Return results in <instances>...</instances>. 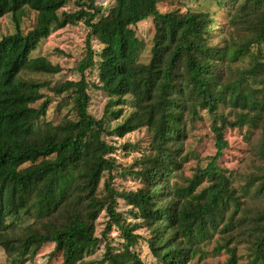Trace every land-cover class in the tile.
<instances>
[{"label":"trees","instance_id":"16d2710c","mask_svg":"<svg viewBox=\"0 0 264 264\" xmlns=\"http://www.w3.org/2000/svg\"><path fill=\"white\" fill-rule=\"evenodd\" d=\"M71 1L0 0V17L11 15L15 23L14 32L0 37V247L11 264H26L48 244L63 264H77L113 229L124 241L115 249L107 240L105 260L147 264L135 250L142 227L155 264H187L216 233L214 249L228 254L224 264H239L242 244L249 264H264V0H230L222 43L210 40L209 12H162L159 0H115L105 15L94 0H76L77 10L64 11ZM26 9L37 13L27 31L21 26ZM148 18L155 32L144 62L132 25ZM78 21L89 27L76 67L81 78L51 87L56 95L70 94L75 117L42 120L49 105L43 84L23 73L59 72L60 65L32 52L54 26ZM88 69L98 70L109 96L102 118L89 112ZM203 110L213 117L216 152L185 178L188 127ZM245 125L262 129L258 163L255 171H229L219 164L229 146L226 129ZM143 127L149 145L127 171L142 184L118 190L116 147L106 136ZM119 199L135 221L119 211ZM102 212L107 218L99 237ZM26 217L34 219L20 226Z\"/></svg>","mask_w":264,"mask_h":264},{"label":"rangeland","instance_id":"374dc122","mask_svg":"<svg viewBox=\"0 0 264 264\" xmlns=\"http://www.w3.org/2000/svg\"><path fill=\"white\" fill-rule=\"evenodd\" d=\"M91 0H81L80 2L90 3ZM95 4L102 8L100 15L108 13L109 9L114 6L115 0H94ZM231 2L230 0H159L158 7L160 11L167 12L172 10H187L209 12L212 21L210 23V40L212 43L223 42L225 38L222 28L228 26V16ZM79 8L76 0L69 2L64 8V11H75ZM37 13L26 9L21 16V26L27 31L36 22ZM139 39L143 41V47L140 52L139 60L148 62L151 56V47L154 36V23L152 18H148L142 22L132 25ZM15 31V23L11 15L0 17V37ZM89 32V27L84 21H78L75 24H67L63 27L54 26L51 32L44 37L37 48L32 52V56H44L53 64L61 66V70L55 74L24 72L23 76L26 79H35L43 84L42 91L44 99H49L48 109L42 120L59 122L64 117H75L73 108V99L68 93L56 95L51 87L64 82L66 80H79L81 75L76 71V67L80 60L85 56L87 47L86 39ZM96 50H100L102 45L94 39L92 41ZM264 53V45H263ZM264 61V54L262 56ZM86 77L90 82L88 92L90 95L89 112L96 118L105 116L106 110L109 108V96L100 88L98 80V70L88 69ZM41 100V101H42ZM40 101V102H41ZM119 105L113 106L118 108ZM130 106H126L124 113L128 114ZM228 112V108L225 109ZM231 117V115H229ZM111 120L110 124L114 125L121 121ZM213 117L205 110L202 111V118L192 121L189 125V137L186 141V152L188 160L184 165V177L189 178L193 174V169L197 164L206 165L209 157L216 152L214 134L211 126ZM262 129L256 126L244 127H229L226 129V137L229 141L228 148L224 151L223 156L219 160L221 167L231 170H237L241 173L255 171L254 166L258 163L255 155L258 148ZM108 142L116 147V151L112 153V157L116 159V167L113 171V184L118 190L136 189L142 182L127 171L134 165L135 160L140 157L142 152L148 147L150 134L145 127L136 129L127 133L125 136H106ZM128 144V147L125 145ZM181 183H185L181 179ZM238 183V181H237ZM131 206L125 203L123 199H119L118 209L124 213L128 221L136 219L130 214ZM106 213L102 212L99 216L96 226L97 235L100 237L105 227ZM34 218L26 217L25 220L19 222L20 226H24L32 222ZM143 237L135 245V250L139 253L143 261L147 264H155L154 256L149 249L146 237L149 236V230L146 227L140 228L138 231ZM216 233L210 243L206 241L200 243L198 253L187 264H224L228 254L225 250L217 252L214 248L217 245L220 237ZM111 242L113 248H119L123 244V237L119 230L113 229L107 239ZM98 241L77 264H110L104 258L106 250V241ZM54 244L44 246L38 253L39 258L45 261V264H63L62 255L54 253ZM240 261L239 264H249L246 248L240 245ZM0 264H11L6 250L0 247Z\"/></svg>","mask_w":264,"mask_h":264},{"label":"built area","instance_id":"2783aa9c","mask_svg":"<svg viewBox=\"0 0 264 264\" xmlns=\"http://www.w3.org/2000/svg\"><path fill=\"white\" fill-rule=\"evenodd\" d=\"M26 264H45V261H42L37 254L33 260L28 261Z\"/></svg>","mask_w":264,"mask_h":264}]
</instances>
